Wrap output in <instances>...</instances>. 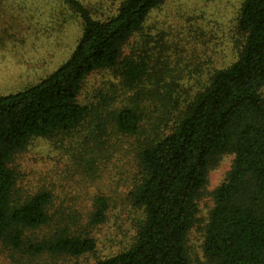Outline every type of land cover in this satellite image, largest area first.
I'll return each instance as SVG.
<instances>
[{"label": "trees", "instance_id": "16d2710c", "mask_svg": "<svg viewBox=\"0 0 264 264\" xmlns=\"http://www.w3.org/2000/svg\"><path fill=\"white\" fill-rule=\"evenodd\" d=\"M62 1L82 22L75 51L38 83L0 95V253L80 258L97 250L90 231L107 221L111 200H95L87 227L77 219L62 225L52 214L53 192L24 195L17 166L35 140L74 141L88 132L90 139L74 147L77 168L86 158L96 164L107 150L129 153L134 139L138 169L127 195L139 213L134 240L94 264H196L189 236L203 223L200 201L210 174L227 156L234 157L232 168L209 193L205 257L208 264H264V0L243 1L232 37L237 59L187 97L160 91L163 40L152 46L156 37L147 34L151 15L169 0H122L106 19L80 0ZM7 36L0 28V50ZM100 72L121 79L127 104L116 107L103 92L81 100L88 79Z\"/></svg>", "mask_w": 264, "mask_h": 264}, {"label": "rangeland", "instance_id": "374dc122", "mask_svg": "<svg viewBox=\"0 0 264 264\" xmlns=\"http://www.w3.org/2000/svg\"><path fill=\"white\" fill-rule=\"evenodd\" d=\"M80 1L92 10L94 17L106 19L117 11L122 0ZM243 1L169 0L151 15L147 34L156 37L152 39V46L160 47L156 39L163 40L158 50L165 57V63L157 67L162 80L160 91L187 97L205 86L215 70L237 59L232 37ZM3 4L6 9L0 18V28L6 27L10 37L6 38L5 49L0 50V95L23 90L55 72L71 57L82 34L80 18L62 0H4ZM96 92L108 95L116 107L128 103L124 101L129 95L121 79L110 72L90 77L81 100L93 101ZM139 101L143 106L144 100ZM86 133L74 141L35 140L17 157V166L21 174L19 187L24 195H33L42 189L53 192L52 214H56L55 221L62 220V225L77 219L80 226L87 227L95 200L101 195L111 200L107 221L90 231L97 240V250L80 258L46 256L38 259L3 250L0 264H94L132 244L139 213L127 202V195L138 170L133 150L136 141H130L129 153L121 148L110 150L106 155L109 147L104 146L103 150L107 151L97 157L96 164L87 163L86 158L84 167L77 168L73 156L78 152L74 147L85 143L89 136ZM93 146L90 140V147ZM233 161V156H227L211 172L208 194L200 201L203 223L192 231L188 241L196 264H208L203 251L202 228L214 206L209 193L224 181ZM90 167L93 172H89ZM72 228L78 229L74 225Z\"/></svg>", "mask_w": 264, "mask_h": 264}]
</instances>
